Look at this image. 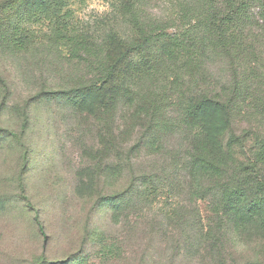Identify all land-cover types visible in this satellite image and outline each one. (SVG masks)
Wrapping results in <instances>:
<instances>
[{
	"label": "rangeland",
	"instance_id": "rangeland-1",
	"mask_svg": "<svg viewBox=\"0 0 264 264\" xmlns=\"http://www.w3.org/2000/svg\"><path fill=\"white\" fill-rule=\"evenodd\" d=\"M65 1L68 21L31 1L1 14L0 264H264V226L230 240L217 228L210 198L191 195L180 138L149 154L145 125L124 102L105 116V136L96 99L88 105L82 93L63 90L72 68L64 47L49 45L56 29L59 39L131 40L118 17L121 0ZM133 71L130 61L120 74ZM24 122L19 140L12 137Z\"/></svg>",
	"mask_w": 264,
	"mask_h": 264
},
{
	"label": "trees",
	"instance_id": "trees-1",
	"mask_svg": "<svg viewBox=\"0 0 264 264\" xmlns=\"http://www.w3.org/2000/svg\"><path fill=\"white\" fill-rule=\"evenodd\" d=\"M26 1L72 17L65 0H0V25L5 9ZM118 17L130 41L83 34L59 39L58 29L48 39L64 47L62 58L72 68L63 90L82 93L88 105L96 99L105 136V116L124 102L145 125L149 154L180 138L188 150L190 193L210 198L217 228L230 240L247 227L264 226V0H121ZM130 61L134 71L122 77ZM0 83L6 88L1 75ZM25 126L9 133L19 140ZM19 189L45 240L21 179Z\"/></svg>",
	"mask_w": 264,
	"mask_h": 264
}]
</instances>
